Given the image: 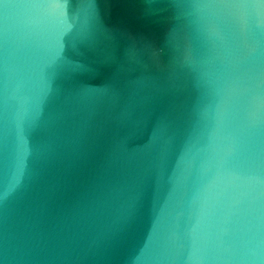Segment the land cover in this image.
<instances>
[{
	"label": "water",
	"instance_id": "95a60500",
	"mask_svg": "<svg viewBox=\"0 0 264 264\" xmlns=\"http://www.w3.org/2000/svg\"><path fill=\"white\" fill-rule=\"evenodd\" d=\"M0 264H264V0H0Z\"/></svg>",
	"mask_w": 264,
	"mask_h": 264
}]
</instances>
